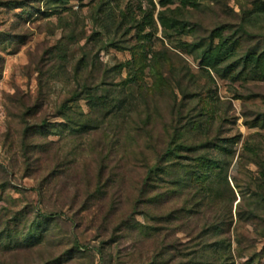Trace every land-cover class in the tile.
I'll return each mask as SVG.
<instances>
[{
	"label": "rangeland",
	"instance_id": "rangeland-1",
	"mask_svg": "<svg viewBox=\"0 0 264 264\" xmlns=\"http://www.w3.org/2000/svg\"><path fill=\"white\" fill-rule=\"evenodd\" d=\"M258 58L264 0H0V264H264Z\"/></svg>",
	"mask_w": 264,
	"mask_h": 264
},
{
	"label": "trees",
	"instance_id": "trees-1",
	"mask_svg": "<svg viewBox=\"0 0 264 264\" xmlns=\"http://www.w3.org/2000/svg\"><path fill=\"white\" fill-rule=\"evenodd\" d=\"M263 65H264V63L262 62L261 63V58H258L257 60H256V62H255V68L257 69V71L264 77V67H263ZM80 96H75V98L76 99H78ZM86 100H90V102H94L95 103V100H97V101H101V98H97V97H95L94 95H91L90 93H88V96L86 97ZM64 109H66L65 111H68L69 110V108H67V106H65L64 107ZM85 129H89L88 127H84ZM189 149L186 147V146H183V145H177V146H175V148H171L170 146H169V148L167 149V151L164 153V155H163V157L160 159V162L164 159V157L166 158V157H169V156H172V155H174L175 153H177L178 151H188ZM164 170H162V171H165V172H167V168L166 167H164L163 168ZM157 172H159V169H157V167H154V168H152L150 171H149V177L150 178H148L146 181H147V187H150L151 186V181H152V177H154V175L157 173ZM142 194H144L145 195V192L144 191H142ZM57 215H55V216H52V215H49V216H44L45 218H47V219H53L54 217H56ZM75 247L77 248V249H79V250H85V249H87V247H84V246H81L80 245V243H79V241L78 240H76L75 241ZM98 254L100 255L101 254V252L98 250Z\"/></svg>",
	"mask_w": 264,
	"mask_h": 264
}]
</instances>
